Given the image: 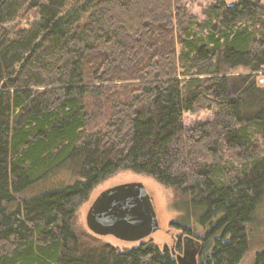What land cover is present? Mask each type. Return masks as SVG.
<instances>
[{
    "label": "trees",
    "instance_id": "1",
    "mask_svg": "<svg viewBox=\"0 0 264 264\" xmlns=\"http://www.w3.org/2000/svg\"><path fill=\"white\" fill-rule=\"evenodd\" d=\"M260 74L264 0H212L201 16L182 0H0V264H179L151 239L120 248L77 227L121 170L173 189L174 250L189 235L197 264H240L264 195ZM63 167L71 183L22 195Z\"/></svg>",
    "mask_w": 264,
    "mask_h": 264
},
{
    "label": "rangeland",
    "instance_id": "2",
    "mask_svg": "<svg viewBox=\"0 0 264 264\" xmlns=\"http://www.w3.org/2000/svg\"><path fill=\"white\" fill-rule=\"evenodd\" d=\"M210 1L212 0H182V4L187 8L189 12L201 16V9ZM227 1L232 2L234 0ZM32 19L33 15L31 14L21 16L19 18V23L21 25H28ZM246 71V68L243 67H237L232 70L230 74L231 76H235L236 79L233 78L230 81V94H233L234 90L239 86L240 82L237 77L240 74L245 73ZM257 82L259 84L264 83V77L261 74L258 75ZM211 113L212 109H205L198 114L184 112L183 119L185 124L189 125L196 120H206L211 118ZM73 179V173L67 167H63L58 169L53 174L45 177L43 180L34 183L32 186L22 192V195H36L47 190L50 187H58L64 184L71 183ZM129 181H140L145 185L152 197L154 209L158 217L159 228L152 234L147 236L145 239H151L159 248H163V246H167L168 248H170L173 242V234L176 235L180 233V231L170 225V221L180 219L182 213L185 214L186 211L178 204H174L173 199L175 193L172 188L166 187L156 182L150 176L132 170H121L107 177L91 190L88 199L83 202V204H81L77 209V227L79 229H88L85 222L86 211L92 200L98 195L100 191L112 185ZM190 216V223L193 226L194 230L200 233L204 232L206 226L204 227L202 224L198 223L195 214L191 213ZM253 217L254 218L252 222L248 225V236L250 240L249 248L241 259L240 264H252L254 253L264 247V195L258 207L256 208ZM100 237L120 248L131 247L138 243V241H125L111 234L103 235Z\"/></svg>",
    "mask_w": 264,
    "mask_h": 264
},
{
    "label": "water",
    "instance_id": "3",
    "mask_svg": "<svg viewBox=\"0 0 264 264\" xmlns=\"http://www.w3.org/2000/svg\"><path fill=\"white\" fill-rule=\"evenodd\" d=\"M85 222L96 235L111 234L125 241H140L159 228L152 197L140 181L122 182L100 191L86 211ZM198 248L184 249L174 256L179 264H197Z\"/></svg>",
    "mask_w": 264,
    "mask_h": 264
},
{
    "label": "flooded vegetation",
    "instance_id": "4",
    "mask_svg": "<svg viewBox=\"0 0 264 264\" xmlns=\"http://www.w3.org/2000/svg\"><path fill=\"white\" fill-rule=\"evenodd\" d=\"M178 236V234H176V235H174L173 234V236H172V245H171V247H170V249H172L173 248V251L174 252H172V253H182L183 252V250L185 249V251L186 252H188V251H190L193 247H195V246H197V245H199V243L197 242V241H194L193 239H192V237H190L189 235H184L183 237H182V247H181V249L180 250H174V244H175V240H176V237ZM172 251V250H171ZM197 258H198V252H197V254H196V260H197Z\"/></svg>",
    "mask_w": 264,
    "mask_h": 264
},
{
    "label": "bare ground",
    "instance_id": "5",
    "mask_svg": "<svg viewBox=\"0 0 264 264\" xmlns=\"http://www.w3.org/2000/svg\"><path fill=\"white\" fill-rule=\"evenodd\" d=\"M89 230V229H88ZM100 236V235H99Z\"/></svg>",
    "mask_w": 264,
    "mask_h": 264
}]
</instances>
